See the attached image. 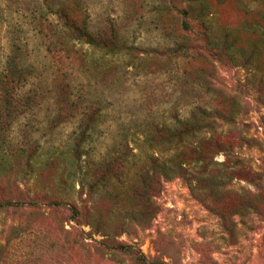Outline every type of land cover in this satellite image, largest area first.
<instances>
[{
    "label": "rangeland",
    "instance_id": "374dc122",
    "mask_svg": "<svg viewBox=\"0 0 264 264\" xmlns=\"http://www.w3.org/2000/svg\"><path fill=\"white\" fill-rule=\"evenodd\" d=\"M62 12L120 52L71 41ZM201 15L247 66L202 52ZM192 113L211 129L181 157L190 181L80 186ZM0 204V264H264V0H0Z\"/></svg>",
    "mask_w": 264,
    "mask_h": 264
},
{
    "label": "trees",
    "instance_id": "16d2710c",
    "mask_svg": "<svg viewBox=\"0 0 264 264\" xmlns=\"http://www.w3.org/2000/svg\"><path fill=\"white\" fill-rule=\"evenodd\" d=\"M190 1L200 5L202 0ZM181 14L183 17H187L188 12L182 10ZM60 17L63 20L66 35H70L71 41L85 43L107 54L120 52L121 49L114 40H110L108 43L100 41L87 30L84 22L75 23L74 19L64 12L61 13ZM197 20L199 21L197 22L199 30L195 35L200 41L199 45L202 52L211 56L215 55L213 52L220 53L231 64L248 65L246 57L235 51L233 44L227 37L216 39L211 36L207 29L205 16L201 15ZM182 27L184 31L191 32L190 26L185 21L182 22ZM177 50L182 55L188 51L185 47H179ZM95 119V112L84 116V125L73 147L75 163L80 159L83 145L89 138ZM210 129L211 126L200 121L194 113L185 121H177L175 126L154 125L147 127L143 131L142 145H140L139 148L141 149L138 153L128 144L122 145L120 150L110 159L96 165L92 170H87L80 186L86 187L91 195L107 193L111 183L123 185L125 177L131 173L134 177L139 178L137 188L145 187L149 192L157 191L158 179L182 178L190 181V173L196 163L191 161L184 163L181 157L186 150L195 149V145L201 141L205 130ZM142 147L146 148L147 152L142 150ZM113 167L116 171L111 174ZM69 210L72 218L76 219L78 217L77 209L69 205ZM89 226L91 229H97V225L92 219H90Z\"/></svg>",
    "mask_w": 264,
    "mask_h": 264
}]
</instances>
